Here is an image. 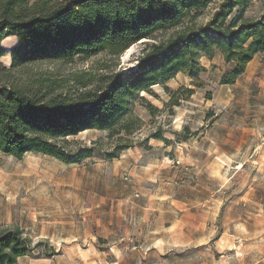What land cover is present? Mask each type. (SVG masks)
Segmentation results:
<instances>
[{
	"label": "rangeland",
	"instance_id": "374dc122",
	"mask_svg": "<svg viewBox=\"0 0 264 264\" xmlns=\"http://www.w3.org/2000/svg\"><path fill=\"white\" fill-rule=\"evenodd\" d=\"M258 11L254 0L245 14ZM143 41L129 57L100 53L28 69L68 87L75 75L96 85L102 74L133 71L151 44ZM2 44L9 67L15 37ZM193 55L169 80L157 69L132 89L128 108L142 124L134 134L70 137L96 140L94 157L66 164L0 151V230L18 227L32 239L19 264H264V53L231 84H221L233 63L220 50ZM124 144L118 158L103 156Z\"/></svg>",
	"mask_w": 264,
	"mask_h": 264
},
{
	"label": "trees",
	"instance_id": "16d2710c",
	"mask_svg": "<svg viewBox=\"0 0 264 264\" xmlns=\"http://www.w3.org/2000/svg\"><path fill=\"white\" fill-rule=\"evenodd\" d=\"M253 1L0 0V59L6 53L3 40L16 41L10 66L0 60V151L17 159L35 152L66 164L94 157L96 140L85 146L70 137L89 129H111L109 137L140 130L127 96L152 82L157 69L172 78L174 70L186 67L187 53L212 58L220 50L233 63L221 84L234 83L264 53V0H256L258 13L247 16ZM204 15L208 19L200 22ZM143 39L151 44L133 71L102 74L96 85L91 77L75 75L68 87L66 79L28 69L41 61L73 63L100 53L118 58ZM127 147L103 156L118 158ZM31 249L32 239L20 228L0 230V264H19Z\"/></svg>",
	"mask_w": 264,
	"mask_h": 264
},
{
	"label": "bare ground",
	"instance_id": "6f19581e",
	"mask_svg": "<svg viewBox=\"0 0 264 264\" xmlns=\"http://www.w3.org/2000/svg\"><path fill=\"white\" fill-rule=\"evenodd\" d=\"M145 40V39H143ZM137 46V44H133L132 46H130L126 51H125V57H129V54L135 50V47Z\"/></svg>",
	"mask_w": 264,
	"mask_h": 264
},
{
	"label": "crops",
	"instance_id": "0c3cea01",
	"mask_svg": "<svg viewBox=\"0 0 264 264\" xmlns=\"http://www.w3.org/2000/svg\"><path fill=\"white\" fill-rule=\"evenodd\" d=\"M261 54H263V53H261ZM257 55H258V54H257ZM253 60H254V59H253ZM253 60H252V61H253ZM252 61H251L250 63H252ZM31 153H32V152H31Z\"/></svg>",
	"mask_w": 264,
	"mask_h": 264
}]
</instances>
